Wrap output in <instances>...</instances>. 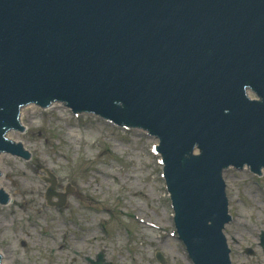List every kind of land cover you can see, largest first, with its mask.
Segmentation results:
<instances>
[{"label": "water", "instance_id": "95a60500", "mask_svg": "<svg viewBox=\"0 0 264 264\" xmlns=\"http://www.w3.org/2000/svg\"><path fill=\"white\" fill-rule=\"evenodd\" d=\"M247 84L264 96V0H0V150L34 99L150 126L198 264L230 263L220 170L264 166Z\"/></svg>", "mask_w": 264, "mask_h": 264}, {"label": "rangeland", "instance_id": "374dc122", "mask_svg": "<svg viewBox=\"0 0 264 264\" xmlns=\"http://www.w3.org/2000/svg\"><path fill=\"white\" fill-rule=\"evenodd\" d=\"M21 116L25 133L9 136L24 142L32 160L2 155L0 163L4 174L0 181L12 195V204L0 208V253L9 264H89L86 257L95 259L98 251L103 252L106 264H159L151 258L149 245L163 250L166 264H187L175 242L165 237L166 229L163 234L136 224V219L120 218L123 211L135 212L167 226L169 206L152 171L158 173L159 167L148 156L155 140L140 130L123 133L95 117L73 118L59 105L47 111L25 108ZM38 165L57 176L59 192L71 186L73 193L63 206L46 203L47 185ZM225 179L231 213L239 219L232 228V239H236L231 244L232 260L234 264H263L264 253L259 250L258 257L256 251L253 255L242 252L244 246L253 248L256 224H264V209L256 206L255 188L246 171L230 169ZM100 206L109 207L113 218L102 214ZM100 223L110 228V238L99 235ZM124 223L135 231V244L119 240L118 236H125ZM41 230L52 236L41 237ZM159 235L161 240L152 239ZM83 236L85 242L80 239Z\"/></svg>", "mask_w": 264, "mask_h": 264}, {"label": "bare ground", "instance_id": "6f19581e", "mask_svg": "<svg viewBox=\"0 0 264 264\" xmlns=\"http://www.w3.org/2000/svg\"><path fill=\"white\" fill-rule=\"evenodd\" d=\"M144 178L146 179V177H144ZM155 184H156V186H158L157 180L155 181ZM104 209H106V211H108V212L111 211V209H109V208H104ZM228 214L229 213H226V215H228ZM140 217H141V215H140ZM237 222H239L238 216L234 217V214H232V213H231V221L230 222H224V227H223L222 232H223V236H224L225 241H226L227 249L231 248L232 242L236 241V239L235 240L232 239V236H234V234L232 232V228H235V224ZM208 224L211 225V222H208ZM228 256H229L230 263L233 264L234 261L232 260V254L228 252ZM85 262L86 263L88 262L90 264V262H91L90 258H86Z\"/></svg>", "mask_w": 264, "mask_h": 264}]
</instances>
